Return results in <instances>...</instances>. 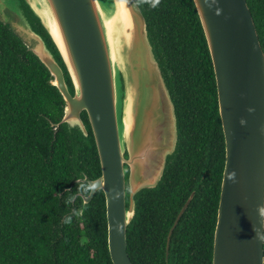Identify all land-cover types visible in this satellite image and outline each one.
Instances as JSON below:
<instances>
[{
  "label": "water",
  "instance_id": "1",
  "mask_svg": "<svg viewBox=\"0 0 264 264\" xmlns=\"http://www.w3.org/2000/svg\"><path fill=\"white\" fill-rule=\"evenodd\" d=\"M193 3L213 65L226 153L212 264H264V52L246 0ZM0 23L49 71L64 101L59 125L87 138L86 114L100 176L76 181L89 186L83 207L103 194L111 262L132 264L127 230L136 198L160 186L179 142L175 105L140 8L134 0H0ZM193 196L169 230L166 253Z\"/></svg>",
  "mask_w": 264,
  "mask_h": 264
},
{
  "label": "trees",
  "instance_id": "2",
  "mask_svg": "<svg viewBox=\"0 0 264 264\" xmlns=\"http://www.w3.org/2000/svg\"><path fill=\"white\" fill-rule=\"evenodd\" d=\"M134 1L175 105L179 142L160 186L136 198L127 253L132 264H212L226 153L207 42L193 0ZM246 2L264 52V0ZM63 111L49 71L0 23V264H112L103 194L85 207L82 199L64 203L77 184L88 195L89 186L76 181L98 178L100 164L86 114L84 138L59 125ZM192 193L166 256L169 230ZM73 208L83 215L67 226Z\"/></svg>",
  "mask_w": 264,
  "mask_h": 264
},
{
  "label": "clouds",
  "instance_id": "3",
  "mask_svg": "<svg viewBox=\"0 0 264 264\" xmlns=\"http://www.w3.org/2000/svg\"><path fill=\"white\" fill-rule=\"evenodd\" d=\"M159 4V0H152V7H156ZM77 184V183H76ZM83 189L81 185L77 184V188L75 192H67L65 194L64 203L66 206L73 205L76 203L77 199H82ZM83 215V209L77 210L75 208L71 209V214L65 215L63 218V223L67 226H71L73 223V217L74 216H82Z\"/></svg>",
  "mask_w": 264,
  "mask_h": 264
},
{
  "label": "flooded vegetation",
  "instance_id": "4",
  "mask_svg": "<svg viewBox=\"0 0 264 264\" xmlns=\"http://www.w3.org/2000/svg\"><path fill=\"white\" fill-rule=\"evenodd\" d=\"M79 180H81V179H79ZM169 243H170V241H169ZM168 250H169V246H168ZM168 253V252H167ZM167 253H166V255H167Z\"/></svg>",
  "mask_w": 264,
  "mask_h": 264
}]
</instances>
